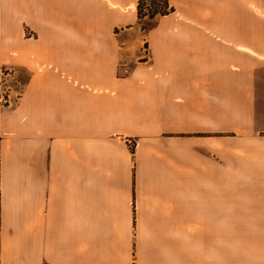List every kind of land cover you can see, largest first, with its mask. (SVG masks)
Segmentation results:
<instances>
[{
    "label": "crops",
    "instance_id": "1",
    "mask_svg": "<svg viewBox=\"0 0 264 264\" xmlns=\"http://www.w3.org/2000/svg\"><path fill=\"white\" fill-rule=\"evenodd\" d=\"M170 4L0 0V264H264V0Z\"/></svg>",
    "mask_w": 264,
    "mask_h": 264
},
{
    "label": "rangeland",
    "instance_id": "2",
    "mask_svg": "<svg viewBox=\"0 0 264 264\" xmlns=\"http://www.w3.org/2000/svg\"><path fill=\"white\" fill-rule=\"evenodd\" d=\"M150 31L146 32L142 30L141 25L135 21L131 26L127 27L126 29H116L115 34L116 37L121 39L122 42L126 43V46L128 47L126 53H130L131 47L133 46V41L138 40V42H141V49L142 53L138 50L137 53L139 55L148 56V43L145 42L148 39ZM129 44V45H128ZM131 68V66H128ZM14 73V75H13ZM17 73V74H16ZM16 75H19L20 79H25L27 76V73L21 69H8V68H1L0 69V104H4L6 102V97L9 101L14 99V90L17 86V78ZM18 77V76H17ZM9 95H11V98H9ZM132 145V143L130 144Z\"/></svg>",
    "mask_w": 264,
    "mask_h": 264
},
{
    "label": "trees",
    "instance_id": "3",
    "mask_svg": "<svg viewBox=\"0 0 264 264\" xmlns=\"http://www.w3.org/2000/svg\"><path fill=\"white\" fill-rule=\"evenodd\" d=\"M174 11L175 8L171 6L170 0H137V22L141 25L142 30L146 32L155 28L159 18ZM8 104L6 97V102L0 104V110Z\"/></svg>",
    "mask_w": 264,
    "mask_h": 264
}]
</instances>
